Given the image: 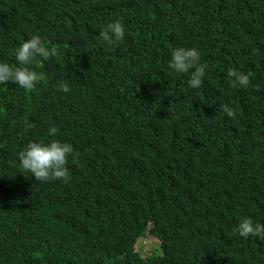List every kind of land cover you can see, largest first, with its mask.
Masks as SVG:
<instances>
[{
  "label": "trees",
  "instance_id": "trees-1",
  "mask_svg": "<svg viewBox=\"0 0 264 264\" xmlns=\"http://www.w3.org/2000/svg\"><path fill=\"white\" fill-rule=\"evenodd\" d=\"M116 19L125 39L104 48ZM32 35L57 55L32 59L34 89L0 86V264H264V242L225 226L264 223V0H0V62ZM178 46L209 65L201 88L168 69ZM229 68L251 73L246 89ZM221 104L234 117L205 133ZM49 126L74 149L66 182L16 163Z\"/></svg>",
  "mask_w": 264,
  "mask_h": 264
},
{
  "label": "clouds",
  "instance_id": "clouds-1",
  "mask_svg": "<svg viewBox=\"0 0 264 264\" xmlns=\"http://www.w3.org/2000/svg\"><path fill=\"white\" fill-rule=\"evenodd\" d=\"M125 34L124 24L116 19L104 25L97 36V42L104 48L113 49L124 41ZM14 55L15 67L6 62H0V86L11 81L21 89L32 90L42 79L41 74L29 67L32 59L35 57V60L49 63V59L57 55V49L54 46H47L39 35H32L14 49ZM167 67L177 76L187 74V85L193 90L201 88L206 72L209 70V65L201 61L200 51L196 47L186 46H178L170 51ZM250 77L251 73L234 68H229L226 72V79L232 88L246 89L250 83ZM59 90L67 93L70 90L69 85L60 83ZM219 107L221 112L212 113L209 119H204L207 124L205 133L211 132L215 123L222 122L223 114L234 117L235 112L232 107L227 104H221ZM57 132L58 129L55 126H49L46 135L50 139L30 140L18 153L16 160L18 167L30 173L39 182L51 180L66 182L69 179L68 163L74 149L71 143L56 139ZM231 219L232 221L225 222L229 237L239 239L245 246L259 245L264 242V223L255 221L247 215L233 214Z\"/></svg>",
  "mask_w": 264,
  "mask_h": 264
},
{
  "label": "rangeland",
  "instance_id": "rangeland-1",
  "mask_svg": "<svg viewBox=\"0 0 264 264\" xmlns=\"http://www.w3.org/2000/svg\"><path fill=\"white\" fill-rule=\"evenodd\" d=\"M209 118H210V116H207L203 119H209ZM157 247H158L157 240H155L154 238H151V236H149V235H146L145 237L137 240L135 250L141 256L144 257V256H147L146 254H149L150 252L155 250ZM159 253H160V250H159Z\"/></svg>",
  "mask_w": 264,
  "mask_h": 264
}]
</instances>
